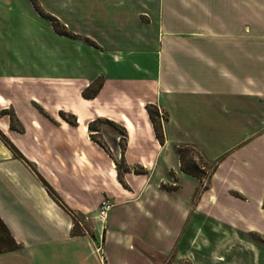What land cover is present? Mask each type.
Masks as SVG:
<instances>
[{
	"label": "crops",
	"instance_id": "0c3cea01",
	"mask_svg": "<svg viewBox=\"0 0 264 264\" xmlns=\"http://www.w3.org/2000/svg\"><path fill=\"white\" fill-rule=\"evenodd\" d=\"M38 2L46 14L0 0V218L17 242L0 264H156L196 205L212 214L211 185L194 197L200 179L181 168L179 140L211 154L205 126L264 120V0H105L87 12ZM148 105L163 112L162 141ZM100 118L124 129L123 180L117 150L94 135ZM78 217L91 228L78 231Z\"/></svg>",
	"mask_w": 264,
	"mask_h": 264
},
{
	"label": "rangeland",
	"instance_id": "374dc122",
	"mask_svg": "<svg viewBox=\"0 0 264 264\" xmlns=\"http://www.w3.org/2000/svg\"><path fill=\"white\" fill-rule=\"evenodd\" d=\"M55 1L58 5L62 0ZM104 1L65 0V5L76 12H87L88 7L100 6ZM75 16L72 15L73 22L80 24L81 20ZM111 23L114 26V20ZM55 24L57 28H62L60 23ZM106 27L109 32L107 38L111 40L109 43H114V30ZM106 48L114 50V44ZM103 62L109 71H114L111 60L104 57ZM102 81L103 76H99L90 81L84 90L90 94L96 92ZM150 109L162 130L163 112L158 107L151 106ZM95 125L99 130L103 126L94 134L97 139L110 151H113L110 146L117 150V157L112 155L117 161L119 177L123 180L121 172L126 166L119 151L125 147L124 129L106 118L96 120ZM212 127L205 126L202 132L205 136L214 135L216 138L211 142V154H202L187 139L179 140L178 145L183 146V162L190 165L194 161L196 164L194 169L200 183L194 197H201L202 191L211 185L214 199L208 209L212 214L220 215L221 219L207 211L206 200L196 205L198 211L189 216L172 250L160 256L154 255L156 264H264V120L260 124ZM115 133L118 135L114 144ZM218 163L220 165L216 167ZM215 168L217 173L210 179ZM135 170L140 168L135 167ZM171 174L177 184L174 172ZM104 197L110 200L108 196ZM75 223L78 231L84 227L91 228L79 217Z\"/></svg>",
	"mask_w": 264,
	"mask_h": 264
},
{
	"label": "trees",
	"instance_id": "16d2710c",
	"mask_svg": "<svg viewBox=\"0 0 264 264\" xmlns=\"http://www.w3.org/2000/svg\"><path fill=\"white\" fill-rule=\"evenodd\" d=\"M32 2L34 3V5L36 6V8L41 12V13H44V11L42 10V8L40 7V4L37 2V0H32ZM46 14V13H44ZM50 19L52 20V23L54 25V27L56 28V30L60 31V32H63V33H67V34H71L73 35L74 33L68 31L66 29V26L65 25H61L62 28H57L56 27V24L55 22L59 23L57 18L51 14H47ZM53 20L55 22H53ZM101 84V83H100ZM95 93V91L93 92ZM83 94L86 95V96H89L91 95L90 93H87L85 90L83 91ZM148 108V112L150 114V117L152 119V122H153V125H154V128H155V131H156V135L157 137L159 138L160 141L163 140V134H162V130L160 129V127L158 126L159 124L156 123V120L154 118V113L153 111L150 109L151 106H147ZM61 115L66 117L68 120H72L70 115L66 114L65 112L61 111ZM90 126H91V123H90ZM8 144L12 147V149L16 152H18L17 148L12 144L10 143L8 140H7ZM192 147V146H191ZM177 151L179 153V158H180V166L183 170L185 171H188L194 175L197 176L196 174V170L194 169L195 168V163L194 161L188 165V164H185L183 162V146H180V145H177ZM120 178V177H119ZM121 179V178H120ZM42 180L44 181V183L48 186V188L50 189V191H52L54 193V191L52 190V188H50L49 184L42 178ZM56 195V194H55ZM17 245V242L15 241L14 237L12 236V234L10 233L9 229L7 228L6 224L4 223V221L0 218V251L2 250H6V249H11V248H14L15 246Z\"/></svg>",
	"mask_w": 264,
	"mask_h": 264
},
{
	"label": "built area",
	"instance_id": "2783aa9c",
	"mask_svg": "<svg viewBox=\"0 0 264 264\" xmlns=\"http://www.w3.org/2000/svg\"><path fill=\"white\" fill-rule=\"evenodd\" d=\"M172 184H176L175 180L174 179V176L172 175ZM111 206V201L108 199V198H102L101 201H100V204H99V215L102 216V217H105L109 208Z\"/></svg>",
	"mask_w": 264,
	"mask_h": 264
}]
</instances>
